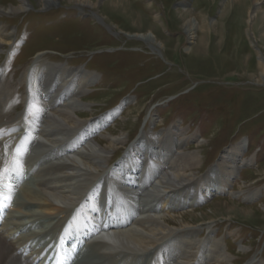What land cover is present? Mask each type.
Here are the masks:
<instances>
[{
  "label": "rangeland",
  "instance_id": "obj_1",
  "mask_svg": "<svg viewBox=\"0 0 264 264\" xmlns=\"http://www.w3.org/2000/svg\"><path fill=\"white\" fill-rule=\"evenodd\" d=\"M55 1V8L45 10L40 0H26L22 13L12 14L3 7L12 8L16 0H0V24L16 39L14 45L0 48L3 90L9 98L28 93L31 73L27 79L24 75L41 54L46 63L95 76V85L82 98L88 106L86 120L101 119L121 107L95 137L126 139L122 150L114 151L112 164L141 133L164 134L178 126L188 136L197 135L184 149L199 155L198 179L228 148L247 142L242 157L254 162L239 171L230 191L209 196L184 212H194L191 224L200 229L201 240L213 233L229 264H264V0H242L239 5L237 0ZM259 1L258 17L251 24L250 13ZM191 19L198 27L187 33ZM135 35H151L153 40ZM18 111L13 115H21L22 105ZM9 129L14 130L4 128ZM28 177V172L22 176ZM241 191L263 193L253 202L232 196ZM13 202L16 205L15 198ZM73 208L69 212L76 221ZM39 222L53 228L50 218ZM24 224L21 230L28 229ZM25 230L19 237L27 235ZM70 233L77 237L79 231L67 224L60 232L67 249ZM54 234L43 240H54ZM81 243L75 240L73 245L85 248L79 249V261L91 247ZM39 247L30 254L39 258Z\"/></svg>",
  "mask_w": 264,
  "mask_h": 264
},
{
  "label": "bare ground",
  "instance_id": "obj_2",
  "mask_svg": "<svg viewBox=\"0 0 264 264\" xmlns=\"http://www.w3.org/2000/svg\"><path fill=\"white\" fill-rule=\"evenodd\" d=\"M15 3L12 8L3 7L4 11L22 13L26 0ZM261 4H255L249 23L258 17L256 7ZM39 5L52 10L57 2L40 0ZM197 27L191 19L186 32ZM8 28L0 24V48L16 43ZM133 38L153 40L151 35ZM41 56L24 75L27 79L31 73L29 91L23 96L9 98L3 90L5 70L0 69V193L11 201L0 227V264H45L58 246L68 251V264H142L146 260V264H229L213 233L201 240L200 229L191 224L194 212L184 211L209 196L230 191L239 171L254 162L242 157L247 142L228 148L218 164L198 179L199 155L184 149L189 141H197V135L188 136L178 126L164 134L141 133L112 164L114 151L122 150L126 139L95 137L121 107L101 119L86 120L88 106L82 98L95 85V76L46 63ZM20 105L24 111L14 116ZM8 127L14 130H4ZM25 172L29 179L22 178ZM261 193L241 191L232 196L253 202ZM72 208L77 209L76 221L69 212ZM40 218H50L53 228L42 227ZM23 223L28 227L23 229L24 238L19 237ZM67 224L79 231L77 237L70 233L67 238L71 249L63 247L66 237L60 236ZM50 232L55 233L54 240L44 241ZM75 240L91 246L81 261L78 254L74 259L70 255ZM39 245L38 258L30 252L36 254ZM249 264L262 263L251 260Z\"/></svg>",
  "mask_w": 264,
  "mask_h": 264
}]
</instances>
